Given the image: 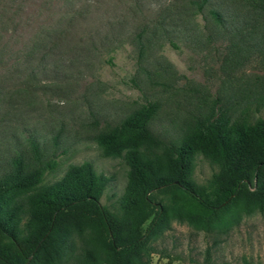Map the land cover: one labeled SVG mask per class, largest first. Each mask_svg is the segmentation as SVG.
<instances>
[{"label":"rangeland","instance_id":"374dc122","mask_svg":"<svg viewBox=\"0 0 264 264\" xmlns=\"http://www.w3.org/2000/svg\"><path fill=\"white\" fill-rule=\"evenodd\" d=\"M188 1L0 0V178L12 157L30 158L25 139H32L43 159L56 163L42 184L88 162L108 178L99 203L115 214L127 167L121 157H104L94 136L120 128L147 104L157 106L149 129L166 143H180L197 122L221 113L234 117L243 107L250 120L264 119L262 101L253 102L264 87V48L244 36L247 29L235 38L219 30L211 41H188L178 30L190 22ZM212 6L238 12L239 19L231 14L232 28L241 27L249 10L241 0H213ZM204 17L195 22L210 34L215 30ZM159 28L164 38L150 41L138 61L134 33ZM216 171L210 158L194 154L195 185L205 186ZM231 209L227 224L169 221L147 243L148 264H199L206 248L215 264L242 258L264 264V213ZM69 243L58 264H83L82 254L93 248L90 236L72 234Z\"/></svg>","mask_w":264,"mask_h":264},{"label":"trees","instance_id":"16d2710c","mask_svg":"<svg viewBox=\"0 0 264 264\" xmlns=\"http://www.w3.org/2000/svg\"><path fill=\"white\" fill-rule=\"evenodd\" d=\"M212 1H188L190 22L178 27L188 41H211L219 30L222 37L235 38L247 29L244 36L264 48V0H241L249 10L241 27L233 28L229 23L233 17L239 19L238 12L229 8L223 14L219 6L210 7ZM197 16L207 17L215 31L203 33L205 26L199 29ZM164 33V28L134 33L138 61L150 41H161ZM261 101L264 106V87L253 100ZM156 110L155 104H147L120 128L93 137L104 157H121L127 167L115 214L99 203L108 178L95 173L88 162L70 165L59 179L42 184L56 163L43 159L38 142L25 139L30 158L15 155L0 178V264H58L70 247V236L84 231L93 248L82 254L83 264H148L147 243L169 221L227 224L233 218L230 208L245 215L264 213V119L250 120L247 107L234 117L221 113L197 122L193 132L176 144L151 133L149 121ZM197 152L217 165L205 186L190 180ZM156 196L162 199L156 201ZM199 264H215L208 248ZM241 264L252 263L242 258Z\"/></svg>","mask_w":264,"mask_h":264}]
</instances>
